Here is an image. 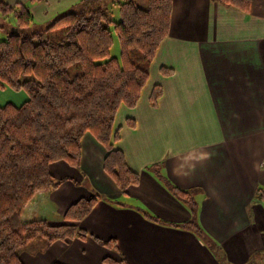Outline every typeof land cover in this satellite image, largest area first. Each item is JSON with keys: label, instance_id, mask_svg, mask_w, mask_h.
Masks as SVG:
<instances>
[{"label": "crops", "instance_id": "obj_1", "mask_svg": "<svg viewBox=\"0 0 264 264\" xmlns=\"http://www.w3.org/2000/svg\"><path fill=\"white\" fill-rule=\"evenodd\" d=\"M6 1L28 4L40 26L76 2ZM155 84L162 94L152 106ZM114 128L138 182L121 192L102 168L104 147L85 133L79 166L51 163L62 183L34 195L21 216L63 222L70 203L97 192L82 187L88 176L102 192L77 222L90 236L47 246L33 240L19 254L24 264H104L105 256L128 264H245L264 250V14L213 0H172L168 35L140 98L118 108ZM172 187L190 191L199 230L181 226L192 213ZM109 238L116 250L98 241Z\"/></svg>", "mask_w": 264, "mask_h": 264}, {"label": "trees", "instance_id": "obj_2", "mask_svg": "<svg viewBox=\"0 0 264 264\" xmlns=\"http://www.w3.org/2000/svg\"><path fill=\"white\" fill-rule=\"evenodd\" d=\"M213 1L264 14V0ZM114 3L117 21L110 20L104 0H79L46 26L33 27L28 4L0 0V13H11L14 21L11 27L0 24V29H8L0 37V89L21 90L26 96L19 104L0 105V264H24L19 254L33 240L47 246L90 236L77 222L101 198L97 192L70 203L58 224L21 216L34 195L62 183L50 173L51 163L61 160L79 166L85 133L104 147L102 168L121 192L139 180L138 172L127 165L116 147L120 136L114 119L120 106L132 108L140 98L155 53L168 35L172 0H146L145 5L135 0ZM112 31L119 44L118 57L109 56ZM160 71L165 76L172 72L167 67ZM161 94V86L155 84L149 95L152 106ZM171 190L191 209L192 218L181 226L199 230L190 191ZM98 241L110 250L117 248L114 238ZM102 261L128 264L123 257L105 256Z\"/></svg>", "mask_w": 264, "mask_h": 264}, {"label": "rangeland", "instance_id": "obj_3", "mask_svg": "<svg viewBox=\"0 0 264 264\" xmlns=\"http://www.w3.org/2000/svg\"><path fill=\"white\" fill-rule=\"evenodd\" d=\"M78 1L79 0H76L74 6H72L71 9H73V7L76 6ZM114 1L115 0H104V2L109 7V10H110L109 18L111 21H117L119 19L118 7L115 5ZM135 1L140 5L146 4V0H135ZM2 23L7 27H11V25H14L12 14L7 13L6 15H3L0 13V24ZM41 23L42 22L33 21L34 27H44L47 25L46 24V25L40 26ZM106 26L112 30V23H108L106 24ZM7 27L0 29V37L5 36L6 31L8 30ZM111 33H112V45L109 50V56L118 57L119 56L118 40H117L115 33L113 31ZM25 98H26L25 93L21 90H13L8 87H4L3 89H0V105L6 102L19 104ZM262 169H264V167H262ZM83 183L85 184V185L84 184L82 185L83 188L89 187L93 191L97 190V193L102 194V192L98 190L97 185H95V183L92 182L88 176H86L85 182ZM96 183L99 184L98 181ZM223 264H230V263H228V261L225 260ZM245 264H264V250H257L256 254H254L249 260H247Z\"/></svg>", "mask_w": 264, "mask_h": 264}]
</instances>
